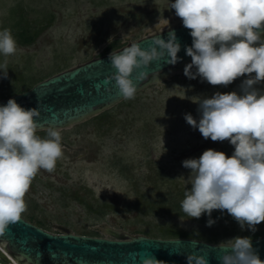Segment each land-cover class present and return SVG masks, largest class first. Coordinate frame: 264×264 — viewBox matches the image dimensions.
<instances>
[{
	"label": "rangeland",
	"instance_id": "obj_1",
	"mask_svg": "<svg viewBox=\"0 0 264 264\" xmlns=\"http://www.w3.org/2000/svg\"><path fill=\"white\" fill-rule=\"evenodd\" d=\"M174 2L0 0V30L10 29L12 11L21 13L33 32L41 29L31 44L17 43L16 53L7 57V78L0 74V100L21 82L26 87L99 57L110 43L120 49L182 22L174 9H168ZM4 59L0 54V63ZM184 67L137 92L133 99L101 111L105 112L101 120L93 116L58 129L63 155L53 172L38 171L24 196L27 208L21 218L39 222L51 234L69 232L104 239H112L115 233L123 238L147 237L146 232L164 229L203 240L216 237L218 243H208L213 245L245 237L250 230H241L220 210L212 211L215 223L211 227L206 226V214L199 219L176 218L163 212L137 215L132 210L137 199L157 201L167 190L177 194L190 190L186 180L191 170L182 161L198 159L208 149L228 157L234 152L227 140H205L186 123L184 115L191 114L198 121V97L233 91L239 95V86L247 77L226 87L212 86L199 77H185ZM254 87L264 91V81ZM38 134L44 138L46 131ZM102 202L111 210L98 216L90 207L95 209ZM0 263L13 264L7 259Z\"/></svg>",
	"mask_w": 264,
	"mask_h": 264
},
{
	"label": "clouds",
	"instance_id": "obj_2",
	"mask_svg": "<svg viewBox=\"0 0 264 264\" xmlns=\"http://www.w3.org/2000/svg\"><path fill=\"white\" fill-rule=\"evenodd\" d=\"M168 9H174L183 27L190 30L192 44L185 47V53L191 63L184 67L185 77L225 87L247 77L239 86V95L233 91L198 97V121L191 114L184 115L186 123L198 129L205 140H227L234 152L228 157L208 149L198 159L182 161V166L191 170L186 180L191 188L184 191L181 210L195 219L206 214L207 227L215 223L213 210L226 211L241 230L247 227L254 232L264 222V91L254 87L264 81V0H175ZM16 51L11 30H0L3 78H7V57ZM179 51L175 32L169 31L167 41L154 34L147 49L133 43L118 53L111 52L108 61L115 74L104 83L114 81L123 99H133L137 86L130 77L138 72L136 82L147 80L144 69L150 62L174 66ZM39 116L37 108L26 110L13 99L0 106V237L21 220L27 208L24 196L38 171L53 172L63 155L60 130L48 127L44 138L37 135ZM219 249L225 250L217 257L220 264H264L250 237H235ZM137 256L140 264H164L152 255L130 253L133 264ZM186 261L208 264L205 255L195 253L188 254Z\"/></svg>",
	"mask_w": 264,
	"mask_h": 264
},
{
	"label": "water",
	"instance_id": "obj_3",
	"mask_svg": "<svg viewBox=\"0 0 264 264\" xmlns=\"http://www.w3.org/2000/svg\"><path fill=\"white\" fill-rule=\"evenodd\" d=\"M169 31L175 32L176 40L180 44V51L177 53L179 62L174 66L163 61L150 62L144 69L148 79L141 82L134 80L138 72L134 73L130 78L136 83L137 92L157 84L158 80L161 81L171 72L181 70L191 62V58L185 53V47L192 44L190 30L184 28L180 22L113 52L118 53L133 43H138L141 49H147L154 34L167 41ZM109 55L50 76L27 91L0 100V106H5L9 99H13L26 110L37 108L40 116L36 123L40 130L48 127L65 128L96 116L124 100L115 88L114 81L104 83L106 78L115 74L108 61ZM154 72H158V76L154 77ZM97 84L100 85L99 90L96 88ZM112 236V239H104L73 235L69 232L51 234L21 218L0 237V247L17 264H133L129 259L130 253L152 255L164 264H187L186 256L195 253L205 255L208 264H220L217 257L225 251L219 249L223 246L221 244L213 245L190 239H154L140 235L120 239L116 233ZM251 241L253 249L264 261V235ZM5 259L0 252V260ZM135 264H140L139 256Z\"/></svg>",
	"mask_w": 264,
	"mask_h": 264
},
{
	"label": "trees",
	"instance_id": "obj_4",
	"mask_svg": "<svg viewBox=\"0 0 264 264\" xmlns=\"http://www.w3.org/2000/svg\"><path fill=\"white\" fill-rule=\"evenodd\" d=\"M9 22H10V30H11V33L14 39L16 40L18 44L23 45V46L31 44L35 40L36 36L38 35L39 30H41L39 28L36 32H33L32 31L33 29H31L30 25L25 21L22 14L16 13L14 11L10 12L9 14ZM118 49L119 48H114L113 43H110L103 49V53L99 55V57L110 54L111 52H114ZM42 80L43 79L35 83H32L30 85H27L26 87L24 86V83L21 82L18 88L15 89L9 97L29 90L33 85H35L36 83ZM1 100H4V99L1 98ZM104 116H105V112H102L98 114L97 116H95L93 119L101 120L102 117ZM183 198H184V193L181 194V192H179L177 194V193H174L173 191L167 190V192L163 194L160 198H158L157 201L148 202V200L137 199L132 206L133 208L132 210L137 215H141V214L144 215L149 212L151 213L163 212V214L165 215L173 216L176 218H186L187 216L182 212L181 207H180V204ZM90 210H93V213H95L98 216H103L106 213H108L111 210V208H109L108 203L102 202L95 209L94 208L92 209V207H90ZM222 214L226 215L227 212L225 211ZM225 218L229 221H233L237 223L235 220L232 219L230 215L229 217H225ZM28 222L31 223L32 225H35L36 227L42 228L39 222L33 223L31 222L30 219H28ZM155 232H156L155 234L146 232V236L148 238H154V239H196V240L204 241L206 243H213V244L218 243L216 237H211V238L203 240V238L199 236H193L191 234H185V233H178L172 229L158 230ZM263 235H264V222L257 225L256 230L254 232L249 231L248 233L243 234V236L245 237H250L251 240L258 239Z\"/></svg>",
	"mask_w": 264,
	"mask_h": 264
},
{
	"label": "built area",
	"instance_id": "obj_5",
	"mask_svg": "<svg viewBox=\"0 0 264 264\" xmlns=\"http://www.w3.org/2000/svg\"><path fill=\"white\" fill-rule=\"evenodd\" d=\"M0 252L4 255V257L8 260V261H10L11 263H13V264H17L13 259H12V257L9 255V254H7L1 247H0Z\"/></svg>",
	"mask_w": 264,
	"mask_h": 264
},
{
	"label": "flooded vegetation",
	"instance_id": "obj_6",
	"mask_svg": "<svg viewBox=\"0 0 264 264\" xmlns=\"http://www.w3.org/2000/svg\"><path fill=\"white\" fill-rule=\"evenodd\" d=\"M74 125V124H73ZM59 129H62V128H59ZM41 131H45V129H41V130H39L38 132H37V135H39L40 137H41V135L40 134H38L39 132H41ZM35 226V225H34ZM39 228V227H38ZM41 229V228H40ZM43 230V229H42ZM45 231V230H44ZM47 232V231H46ZM63 233V232H62ZM120 239H123V237L121 236H118ZM94 238H96V237H94ZM190 240H192V239H190ZM197 241V240H196ZM200 242H202V241H200ZM205 243V242H204Z\"/></svg>",
	"mask_w": 264,
	"mask_h": 264
}]
</instances>
